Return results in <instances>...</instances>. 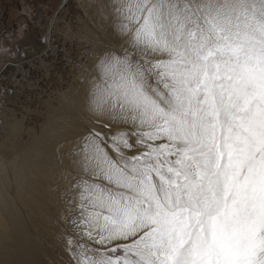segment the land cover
Segmentation results:
<instances>
[{
	"label": "snow or ice",
	"instance_id": "1",
	"mask_svg": "<svg viewBox=\"0 0 264 264\" xmlns=\"http://www.w3.org/2000/svg\"><path fill=\"white\" fill-rule=\"evenodd\" d=\"M95 7L117 46L87 70L66 251L75 264H264V0Z\"/></svg>",
	"mask_w": 264,
	"mask_h": 264
},
{
	"label": "rangeland",
	"instance_id": "2",
	"mask_svg": "<svg viewBox=\"0 0 264 264\" xmlns=\"http://www.w3.org/2000/svg\"><path fill=\"white\" fill-rule=\"evenodd\" d=\"M20 3L17 30L0 29V264H75L65 242L73 227L64 218L68 153L91 124L87 70L117 42L96 0ZM49 35L66 60L39 89L6 96L4 64L38 53Z\"/></svg>",
	"mask_w": 264,
	"mask_h": 264
},
{
	"label": "built area",
	"instance_id": "3",
	"mask_svg": "<svg viewBox=\"0 0 264 264\" xmlns=\"http://www.w3.org/2000/svg\"><path fill=\"white\" fill-rule=\"evenodd\" d=\"M49 46H50V38L47 37L44 40V45L41 51L33 55L26 56L23 59L24 61H20L21 63L20 62L17 63L16 61L11 60L10 62L16 63V65L5 63L3 68L5 69L6 67H12L15 70L16 74L19 73L22 77L21 82L27 91L28 89L37 90L40 87H42L45 79L50 77L60 67L62 62L66 60V57H64V53L60 45L59 48L55 49L56 52L54 54L51 53L49 54V57H47L46 59H42L41 57L42 54L45 53L46 49ZM58 49L62 51V55H63L62 58L60 56L61 51L57 54ZM20 66L22 68L20 71H24V74H21L22 72L21 73L18 72V67ZM6 77H7V84L3 86V89L5 95L8 96V94H11L13 90L12 88H8V86L11 85L10 84L11 81L12 82L15 81L14 80L15 76L12 75Z\"/></svg>",
	"mask_w": 264,
	"mask_h": 264
},
{
	"label": "bare ground",
	"instance_id": "4",
	"mask_svg": "<svg viewBox=\"0 0 264 264\" xmlns=\"http://www.w3.org/2000/svg\"><path fill=\"white\" fill-rule=\"evenodd\" d=\"M49 38H50V35H49ZM51 41H50V46L46 49V51H45V53H43L42 54V59H46L47 57H49V54H54L56 51H55V49L56 48H59V45L57 44V38L56 37H54V39L52 40V39H50ZM61 50H57V54L60 52ZM60 56H61V58H62V51L60 52ZM1 75L2 76H15V81L14 82H10V86H8V88H12L13 90H12V93L11 94H8V97H11V96H13L15 93H17L18 95H22L23 94V92H26L27 90L25 89V87L23 86V84H22V77H21V75L18 73V74H16L15 73V70L12 68V67H6L4 70H3V72L1 73ZM6 130H8L9 129V125H6L5 127H4ZM11 130L13 131L14 130V128L11 126Z\"/></svg>",
	"mask_w": 264,
	"mask_h": 264
},
{
	"label": "flooded vegetation",
	"instance_id": "5",
	"mask_svg": "<svg viewBox=\"0 0 264 264\" xmlns=\"http://www.w3.org/2000/svg\"><path fill=\"white\" fill-rule=\"evenodd\" d=\"M31 1H39V0H31ZM42 1V0H40ZM42 6V5H40ZM21 8L20 0H0V29L12 35V32L17 30L15 26L17 23L13 21L14 8ZM39 7L34 8L35 12ZM27 23V22H26ZM25 23V24H26Z\"/></svg>",
	"mask_w": 264,
	"mask_h": 264
}]
</instances>
